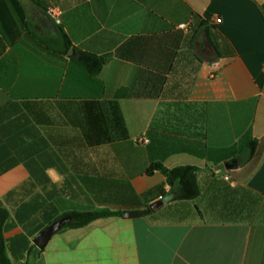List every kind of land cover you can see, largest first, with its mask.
<instances>
[{"label":"crops","instance_id":"obj_1","mask_svg":"<svg viewBox=\"0 0 264 264\" xmlns=\"http://www.w3.org/2000/svg\"><path fill=\"white\" fill-rule=\"evenodd\" d=\"M193 107L199 133L182 128ZM151 126L194 142L162 163L194 166L199 195L63 226L38 249L67 213L164 197V175L145 174L163 157ZM0 207L12 264H264V0H0Z\"/></svg>","mask_w":264,"mask_h":264},{"label":"trees","instance_id":"obj_2","mask_svg":"<svg viewBox=\"0 0 264 264\" xmlns=\"http://www.w3.org/2000/svg\"><path fill=\"white\" fill-rule=\"evenodd\" d=\"M78 59L88 66L92 73H97L103 63L101 58H97L93 55L83 52H78ZM147 134L151 137L150 146L156 145L158 148L163 149V157L159 160H152L149 166L146 168L145 174L151 176L155 172H160L164 175L165 184L168 186V190L162 189V196H170L172 201L195 199L200 193L195 176L196 168L190 165L167 168L162 163V160L168 154L181 151H191L190 149L192 148L194 142L190 139H178L176 134H171L166 130H162L161 133H159L158 129L154 128L153 126L148 129ZM255 146L256 141H251L248 146L251 154L255 150ZM114 214L122 215V212H112L105 209L89 212H70L64 215L70 218V220L67 221L64 226L77 228L95 219ZM7 218V211L0 207V264H12L6 254L4 238L2 235V225ZM32 250L37 251L35 247H32ZM25 264L33 263L28 261Z\"/></svg>","mask_w":264,"mask_h":264},{"label":"water","instance_id":"obj_3","mask_svg":"<svg viewBox=\"0 0 264 264\" xmlns=\"http://www.w3.org/2000/svg\"><path fill=\"white\" fill-rule=\"evenodd\" d=\"M170 200L169 197H160L159 199L153 201L150 203L146 208L144 209H134V210H124L122 211V216L125 218H132L139 216L141 214H144L146 212H154L164 206L166 203H168ZM69 220V217L65 216L60 218L59 220L51 223L50 225L46 226L44 229H42L33 239V244L40 250L44 248L50 237L58 231L61 227L64 226V224Z\"/></svg>","mask_w":264,"mask_h":264},{"label":"rangeland","instance_id":"obj_4","mask_svg":"<svg viewBox=\"0 0 264 264\" xmlns=\"http://www.w3.org/2000/svg\"><path fill=\"white\" fill-rule=\"evenodd\" d=\"M170 103H162L159 109L158 114V122L163 123L164 127H167L169 129H174V125L178 124L179 117L182 116V113L178 112L176 110V107L174 105H169ZM198 107H193V116L191 119V116L186 119L185 125H182L183 131H185V128H188L189 133H199V125L195 122V116L197 115ZM171 113H174V116L171 115ZM179 119V120H178ZM186 126V127H185Z\"/></svg>","mask_w":264,"mask_h":264},{"label":"built area","instance_id":"obj_5","mask_svg":"<svg viewBox=\"0 0 264 264\" xmlns=\"http://www.w3.org/2000/svg\"><path fill=\"white\" fill-rule=\"evenodd\" d=\"M48 13L52 16V17H56V15H57V12L54 10V9H48ZM221 21V19L220 18H216V19H214V22L215 23H219ZM178 28L179 29H182V30H187L188 28H189V25H188V23H180L179 25H178ZM138 142H142V143H146V142H148V139L147 138H142V139H138ZM216 173L218 172L217 170L215 171Z\"/></svg>","mask_w":264,"mask_h":264},{"label":"clouds","instance_id":"obj_6","mask_svg":"<svg viewBox=\"0 0 264 264\" xmlns=\"http://www.w3.org/2000/svg\"><path fill=\"white\" fill-rule=\"evenodd\" d=\"M49 175L51 179L53 180V182H57L60 179V177L58 175H55V173L52 170H49Z\"/></svg>","mask_w":264,"mask_h":264}]
</instances>
